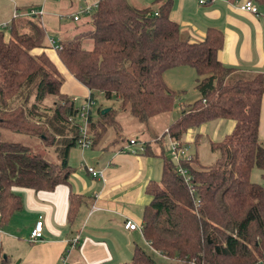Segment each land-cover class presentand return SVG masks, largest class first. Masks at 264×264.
Here are the masks:
<instances>
[{"label":"trees","instance_id":"obj_1","mask_svg":"<svg viewBox=\"0 0 264 264\" xmlns=\"http://www.w3.org/2000/svg\"><path fill=\"white\" fill-rule=\"evenodd\" d=\"M250 1L264 8V0ZM171 7V0L145 6L96 0L95 8L84 15L86 27L77 26L71 38L59 42L55 57L93 102L85 121L89 148L99 146L109 131L112 144H117L119 113L150 134L149 121L170 113L176 97L163 82V73L191 69L199 98L162 134L152 135V142L130 152L155 156L161 163L158 181H149L144 189L149 202L141 215V236L152 253L172 264L264 263V186L250 181L253 168L264 173V142L257 137L262 76L249 77L217 60L222 35L215 28H206L200 41L183 36L169 19ZM43 35L35 21L26 34H19L13 24L0 29V130L30 136L56 153V160L48 161L28 146L0 139V228L20 210L14 188L50 192L67 185L72 172L67 158L76 147L82 126L78 113L85 99L77 105L61 93L63 79L42 52ZM95 93L117 108L101 113ZM216 120L232 122V129L220 141L209 142L216 158L203 166L188 152L183 136ZM199 138H194L195 147ZM164 139L167 158L161 147ZM170 142L184 149L188 160L174 161ZM151 143L160 148L158 154L150 152ZM178 169L184 170V177ZM81 203L80 196L68 195L69 226ZM0 264L10 263L0 256ZM129 264L154 263L135 247Z\"/></svg>","mask_w":264,"mask_h":264},{"label":"crops","instance_id":"obj_2","mask_svg":"<svg viewBox=\"0 0 264 264\" xmlns=\"http://www.w3.org/2000/svg\"><path fill=\"white\" fill-rule=\"evenodd\" d=\"M132 1L128 0L138 6L147 5L140 0ZM187 1L176 0L175 3L171 0L169 19L179 30H184L180 32L192 41H200L206 28H215L222 35L217 60L249 77L262 76L257 137L264 142V8L257 7L258 14L253 15L238 11L233 1L203 0L199 4L195 0L197 6H193L194 14L190 15ZM94 2L96 0H0V23L13 24L19 34L29 32L31 21L40 25L44 32L42 52L63 77L61 93L77 102L89 93L59 64L49 41L58 44L71 38L77 32V26L86 27V16H77V21L71 18L80 8ZM28 11L35 14L28 16ZM14 12L16 17H12ZM33 52L38 54L41 50ZM183 68L186 67L172 70ZM166 72L162 75L164 83ZM169 83L165 85L171 90L173 82ZM140 132L145 134L143 129ZM160 134L152 129L145 135L151 137L148 141L152 142V135ZM113 138L110 134L99 146L83 150L74 147L69 151L67 163L72 172L67 185H58L50 192L13 189L20 198L21 207L7 225L0 228V254L3 252L10 264H129L135 247L150 250L140 230L128 231L123 225L129 221L141 227L142 211L149 202L144 189L149 181H158L161 163L155 156L131 155L130 152H137L139 147L112 144ZM165 143L168 149V142ZM153 145L150 144V152L158 154L160 148L155 145L156 149H153ZM84 166L100 171L101 177L92 178ZM69 194L82 199L70 226L67 224ZM38 219L42 237L40 241L30 243L28 235ZM74 237L78 239L77 245L69 250L68 242Z\"/></svg>","mask_w":264,"mask_h":264},{"label":"rangeland","instance_id":"obj_3","mask_svg":"<svg viewBox=\"0 0 264 264\" xmlns=\"http://www.w3.org/2000/svg\"><path fill=\"white\" fill-rule=\"evenodd\" d=\"M140 1H142L144 4H149L153 0H140ZM131 2L133 1L131 0ZM174 2L176 3V0H174ZM187 6H188V10L190 11L189 13L188 12L187 13L190 15L194 14L193 6H197L195 0H188ZM77 15L80 17L81 14L78 13ZM188 19H190V17H188ZM180 30L184 31L182 28H180ZM182 35L184 36V33H182ZM180 71L170 70L165 74L166 75V78L164 79L165 83L167 82L168 84L169 82H173V89L171 90L176 93V97L173 104V108L170 113L153 118L149 121L148 127H151V129H153L156 133L164 132L167 125L173 122L178 117L181 110H184L187 106L191 105L194 101H196L199 98L198 93L194 87L195 74L193 73V71L188 68H183ZM176 78L179 79V81L174 80ZM94 100L96 103L95 107L99 108L101 111L108 108H112V109L117 108V104L115 102L105 101L100 95L96 93L94 94ZM79 102L82 105L83 100L78 101L76 104L78 105ZM94 116H96L95 113L93 114V117ZM117 121L121 128L120 133L118 132V134L116 135V139L118 140L117 143L120 144L124 143L125 145H127V141L129 139H136V143L134 146L138 148L143 143V141L145 142V140L148 141L149 139H151V137L149 138L145 135L148 134L145 131V129L141 128L140 125H138L135 122V120L132 119L130 116L119 113L117 115ZM231 126L232 124L229 121L209 122L197 130L188 131L183 136V142L187 146L188 152L190 154L197 155L198 161L201 165L203 166L209 165L216 158L215 153H212L209 150V142L215 143L220 141L222 137L230 131ZM142 129L145 132L144 135H142V133L140 132ZM112 133H113L112 131H109L107 136H109L110 134L112 135ZM198 133L201 136L198 139V145L195 147L193 142L196 134ZM0 139L2 141L19 143L28 146L31 150L42 155L48 161L54 162L56 160V153L52 151V149L43 147L42 144L38 143L36 139L30 136L0 130ZM165 144L166 143L164 139L163 142H161V147L165 157L167 158L169 157L168 156L169 154ZM153 149H156L155 145H153ZM263 174L264 173L253 168L250 172V181L260 186H264V179H262L261 177V175ZM2 250L4 251V248H2ZM143 251L152 259L154 264H172L171 261L161 258L157 254L152 253L147 248H143ZM0 256L1 257L4 256L3 252L0 254Z\"/></svg>","mask_w":264,"mask_h":264},{"label":"built area","instance_id":"obj_4","mask_svg":"<svg viewBox=\"0 0 264 264\" xmlns=\"http://www.w3.org/2000/svg\"><path fill=\"white\" fill-rule=\"evenodd\" d=\"M197 2L199 4L203 3V0H197ZM233 5L234 7L241 12H247L253 15L258 14V10L257 7L250 1V0H240V1H233ZM96 6V2L91 3L89 5H85L84 7L80 8L79 11L77 12V14H81V15H88ZM35 13L33 11H28L27 15L31 16L34 15ZM73 16L71 19L72 21H77V16L78 15ZM13 17H15V14H13ZM7 24L6 23H2L0 24V29L6 27ZM50 47L53 50L59 49V46L57 44H54L53 41H49ZM73 101L75 100L74 98L72 99ZM93 106V102L92 100L89 99V97L85 98L84 101V105H82L79 109V113H78V119L80 121V123L82 124V126L79 128L78 130V134L79 137L77 139L76 142V147L83 150V149H88L90 147V137L87 134V128H86V115L88 113V110ZM129 145H133L134 141L132 139H130L128 141ZM170 153L172 158L174 159V161H178L179 159H185L188 160V156L187 153L185 152L184 149H176V144L174 142H170ZM131 153H133V151H131ZM84 170L86 171V173H88L92 178H97V177H101V173L100 171H96L91 167H87L84 166L83 167ZM178 174L182 177H184V170L182 169H178ZM184 181L187 182V179L184 178ZM123 228L125 230L128 231H134V230H140V227H137L135 224L127 221L124 223ZM42 231H41V221L40 219H38L37 221H35V223L33 224L32 229L29 232L28 235V241L30 243H35L41 240L42 237ZM78 239L77 237H74L73 239L69 240L68 242V249H73L75 248V246L77 245ZM257 264H264V263H257Z\"/></svg>","mask_w":264,"mask_h":264},{"label":"water","instance_id":"obj_5","mask_svg":"<svg viewBox=\"0 0 264 264\" xmlns=\"http://www.w3.org/2000/svg\"><path fill=\"white\" fill-rule=\"evenodd\" d=\"M105 112H107V109H104V110L101 111V113H105Z\"/></svg>","mask_w":264,"mask_h":264}]
</instances>
